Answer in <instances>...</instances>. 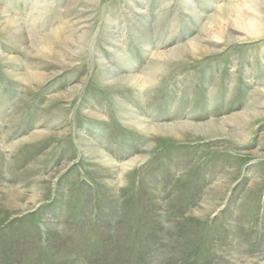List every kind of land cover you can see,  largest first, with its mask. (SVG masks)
<instances>
[{"label": "rangeland", "instance_id": "rangeland-1", "mask_svg": "<svg viewBox=\"0 0 264 264\" xmlns=\"http://www.w3.org/2000/svg\"><path fill=\"white\" fill-rule=\"evenodd\" d=\"M0 264H264V0H0Z\"/></svg>", "mask_w": 264, "mask_h": 264}]
</instances>
